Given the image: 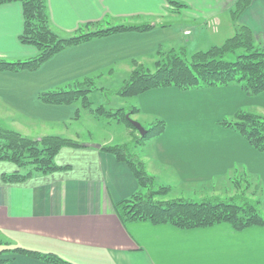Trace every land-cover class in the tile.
Returning <instances> with one entry per match:
<instances>
[{"label":"crops","instance_id":"0c3cea01","mask_svg":"<svg viewBox=\"0 0 264 264\" xmlns=\"http://www.w3.org/2000/svg\"><path fill=\"white\" fill-rule=\"evenodd\" d=\"M177 1L186 5L177 13L170 12L166 0H47V4L50 26L61 36L72 34L80 25L103 20L111 24L149 21L154 24L150 30L175 25L167 40L170 45L187 46V37L194 33L198 42L209 40L212 45L233 34L229 10L235 0ZM237 23L248 26L255 42L264 48V0H251ZM22 27L21 4H1L0 58L24 59L36 53L33 46L18 40ZM126 32L96 37L54 54L47 61L51 77L0 71L3 113L14 114L21 112L18 107L33 105L25 95L65 87L85 77L97 81L118 76L123 81L131 70L121 68L130 65L126 61L130 56ZM149 59L153 62L156 54ZM135 99L139 112L134 119L151 114L166 121L164 132L147 140L139 153L159 183L194 189L241 173L245 179L255 177L264 196V152L216 124L240 104L264 111V91L248 97L236 85L188 91L164 87ZM7 119L14 123L12 115ZM107 141L63 147L55 161L68 168L35 173L18 183L2 180V173L17 166L0 161V243L54 252L68 260L77 259L76 264H264V227L235 231L225 223L196 229L148 221L123 225L112 204L129 197L138 185L125 163L98 149ZM226 195L231 194L216 192L208 197ZM10 257L0 264H49L22 255Z\"/></svg>","mask_w":264,"mask_h":264},{"label":"trees","instance_id":"16d2710c","mask_svg":"<svg viewBox=\"0 0 264 264\" xmlns=\"http://www.w3.org/2000/svg\"><path fill=\"white\" fill-rule=\"evenodd\" d=\"M11 2H19L22 7L23 27L18 40L22 44L33 46L36 53L24 59L0 58V71H33L66 47L126 31L143 32L154 26L151 22L110 24L103 20L80 25L72 34L61 36L50 26L47 0H0V5ZM166 2L172 13H177L186 6L177 0ZM250 2L251 0H235L230 8L229 15L234 24L231 36L206 50L195 51L189 57L185 45L167 50H163L159 45L155 53L156 59L152 63L153 69L132 61L130 72L121 86L113 92L123 98H135L155 88L175 87L188 91L236 85L248 97L260 94L264 91V48L255 42L254 34L248 26L237 23L239 15ZM230 53H236L235 60L224 58ZM95 89V80L85 77L65 87L42 91L38 95L44 102L53 104L79 101L82 108L96 117L115 118L128 129L130 141L113 143L109 140L98 145L100 151L113 155L116 161L128 166L139 187L129 197L112 204L114 213L123 225L148 221L152 224H169L179 229H196L225 223L235 231L254 226L264 227L261 201L244 193L236 192L198 200L183 197L157 198L167 195L172 188L159 183L154 175L147 171L134 148L160 136L165 130V119L152 116L149 127L143 126L146 132L141 136L130 122L131 116L139 112L138 106L111 110L100 104L93 109L90 94ZM78 117L81 118L79 108L76 113V118ZM216 124L236 132L253 149L264 152V116L238 109L230 118H222ZM76 134L31 137L0 120V161L11 162L17 166L12 172L2 173V180L18 183L35 173L45 175L68 168L69 165L56 164L54 158L63 147H84L83 141L79 139L80 135ZM246 181L249 179H245ZM0 255L4 256L0 258V263L10 261V255H22L49 264H75L54 252H41L21 246L7 245L0 250Z\"/></svg>","mask_w":264,"mask_h":264},{"label":"rangeland","instance_id":"374dc122","mask_svg":"<svg viewBox=\"0 0 264 264\" xmlns=\"http://www.w3.org/2000/svg\"><path fill=\"white\" fill-rule=\"evenodd\" d=\"M105 25L106 24H104V26ZM176 28L177 27L175 25H168L164 28H156L155 30L149 29L143 32H126L124 35H126L128 40L127 45L129 43L127 51L130 52V56L126 61H129L130 65H124L121 68H132V61H136L138 63H145L144 65L153 69V62L148 61V59H151V56L154 58L159 45L163 48V50H167L171 47L180 46L173 42L172 45L167 43V40L169 38H172L171 35H173L172 33L175 31L174 29ZM220 36L224 35H219V38ZM195 37L196 33H194V36L187 37L190 40V42L186 46L188 57L193 52L197 50H206L212 45L210 44L209 40L208 42H198ZM223 38L225 39L227 37L225 36ZM184 44L186 43H181V45ZM224 58L226 60L233 61L236 58V53L227 54ZM48 60L43 62L36 70L27 71V73H35V75H38V77H41L39 75L51 77L53 75V72L52 69L49 67V62H47ZM121 84L122 79H120L118 76H112L111 78H101L95 81L96 89L90 94L92 108L94 109L100 104H103L106 109L111 110H115L119 107L129 108V106L132 105L137 106L135 98H123L113 92L115 89L119 88ZM24 98L27 99L29 103L32 102L33 105L29 104L27 106L18 107L19 109H21V112L14 111V114H10L14 118V123L7 119L10 115H5L3 113V108L0 106V120H2L4 123L8 124V126L12 127L14 130L21 132L24 135L31 137H38L41 135L48 134L69 136L70 133H74L75 131H77V133L80 135L79 139L83 142H96L97 140L102 141L103 139L111 140V142L113 143H123L130 141L128 129L122 123L117 122L115 118L104 119L96 117V115H94L93 113H90L89 111H86L84 108H82L79 101L72 102L70 104H53L44 102L39 98V95H33L29 97L25 95ZM77 108H79L81 118H76ZM238 109L251 111L264 116V111L260 108L255 107V105L240 104L236 107L234 112ZM231 115L223 116V118H230ZM131 118L134 119L135 117H133L132 115ZM151 119V114H145L144 116L138 118L139 121H137L142 124V126L149 127ZM142 146L134 148V151L140 153V149L142 148ZM255 182H257L255 177L252 176V178H249V181L245 182L244 176L241 173H237L236 175H233L230 178L226 177L216 179L214 182L208 185H198L194 189L193 187H174L173 185L165 183L171 186V191L167 195L160 196L157 198L169 199L172 197L175 198L180 196L183 198L194 199L205 198L216 192L219 193V195L239 192L242 194L244 193L246 196H251L253 198L259 199L261 201V209L264 210L263 187L260 185L257 187ZM138 189L139 187L136 190ZM7 245L10 246L8 242L0 243V246ZM59 256L62 257V255ZM75 260L77 259H74L73 261L71 259L69 261L75 263ZM82 262H85V260L82 259Z\"/></svg>","mask_w":264,"mask_h":264},{"label":"water","instance_id":"95a60500","mask_svg":"<svg viewBox=\"0 0 264 264\" xmlns=\"http://www.w3.org/2000/svg\"><path fill=\"white\" fill-rule=\"evenodd\" d=\"M130 122L137 129L141 136L145 135L146 129L138 121L130 119Z\"/></svg>","mask_w":264,"mask_h":264}]
</instances>
